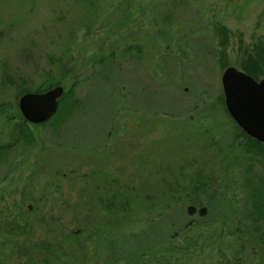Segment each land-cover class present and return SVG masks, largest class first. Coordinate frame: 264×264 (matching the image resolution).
<instances>
[{
    "label": "rangeland",
    "instance_id": "1",
    "mask_svg": "<svg viewBox=\"0 0 264 264\" xmlns=\"http://www.w3.org/2000/svg\"><path fill=\"white\" fill-rule=\"evenodd\" d=\"M255 47L264 0H0V145L24 90L74 88L0 160V264H264L220 84Z\"/></svg>",
    "mask_w": 264,
    "mask_h": 264
},
{
    "label": "water",
    "instance_id": "2",
    "mask_svg": "<svg viewBox=\"0 0 264 264\" xmlns=\"http://www.w3.org/2000/svg\"><path fill=\"white\" fill-rule=\"evenodd\" d=\"M224 101L229 115L245 133L264 144V78L255 79L234 66H227L222 73L221 83ZM63 87L56 85L44 92H26L18 99L21 115L33 124L48 120L58 107V99ZM196 208L189 205L187 211L192 214ZM206 207H200L204 215Z\"/></svg>",
    "mask_w": 264,
    "mask_h": 264
},
{
    "label": "trees",
    "instance_id": "3",
    "mask_svg": "<svg viewBox=\"0 0 264 264\" xmlns=\"http://www.w3.org/2000/svg\"><path fill=\"white\" fill-rule=\"evenodd\" d=\"M220 30L223 33V41L226 40V33L224 28H220ZM263 54L264 52L261 50L259 47H255L251 51H245V56L241 64V69L245 71L246 73L250 74L254 78L259 77V72L263 70ZM54 84H59V82L54 83ZM74 88L70 87L66 92H64L59 99V106L57 109V112L60 111V107L62 106V103L66 100H72V94ZM29 90H24L23 92H27ZM36 92H41L40 90ZM72 106H70L69 109H71ZM57 112L52 117L57 116ZM50 118L48 121L49 122L51 119ZM44 122V123H46ZM16 139L11 143H4L0 145V160L6 157L8 154L9 150L19 141L24 140L26 142H32L33 136L31 134V131L29 130L28 126L26 125V120L23 118V120L18 124V129H17V135ZM247 140L251 141V143L258 147L259 149L263 150L264 144L255 140L252 137H249L246 135ZM243 186L244 188L247 189L249 198L251 199V204L254 209V213L256 214L257 219L256 220H264V180L260 178H245L243 179Z\"/></svg>",
    "mask_w": 264,
    "mask_h": 264
},
{
    "label": "flooded vegetation",
    "instance_id": "4",
    "mask_svg": "<svg viewBox=\"0 0 264 264\" xmlns=\"http://www.w3.org/2000/svg\"><path fill=\"white\" fill-rule=\"evenodd\" d=\"M188 206H189V205H187V207H186V211H187ZM192 206H194L196 209L194 210V212H193L192 214H189L188 212L185 211L188 215H195V214H197V215H199V216H204V215L206 214V212H207V211H206V210H207V207L204 206V207H206V210H205L206 212H205L204 215H200V214H199V211H197V210H198L200 207H203V206H200V207H197V206H195V205H192ZM162 212H163V211H162ZM192 222H193V221H190L189 224H191ZM186 228H187V226H185V229H186ZM173 235H174V236L177 235V232H174ZM173 235H172V236H173Z\"/></svg>",
    "mask_w": 264,
    "mask_h": 264
}]
</instances>
